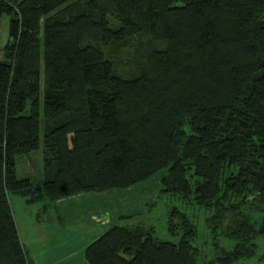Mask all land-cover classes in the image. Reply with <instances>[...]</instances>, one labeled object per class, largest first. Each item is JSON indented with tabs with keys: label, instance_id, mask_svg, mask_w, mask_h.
<instances>
[{
	"label": "trees",
	"instance_id": "trees-1",
	"mask_svg": "<svg viewBox=\"0 0 264 264\" xmlns=\"http://www.w3.org/2000/svg\"><path fill=\"white\" fill-rule=\"evenodd\" d=\"M4 15L0 264H32L9 195L36 189L16 165L37 151L41 211L161 172L157 197L210 212L206 227L232 245L214 243L219 252L206 260L192 217L173 205L166 228L177 242L120 215L83 249L86 264H233L255 254L264 235V0H0V23Z\"/></svg>",
	"mask_w": 264,
	"mask_h": 264
},
{
	"label": "rangeland",
	"instance_id": "rangeland-1",
	"mask_svg": "<svg viewBox=\"0 0 264 264\" xmlns=\"http://www.w3.org/2000/svg\"><path fill=\"white\" fill-rule=\"evenodd\" d=\"M8 23V16L4 15L0 23V53L8 40ZM42 171V156L40 151L19 159L16 165L17 176L19 178L30 177L34 181L36 189L27 197L9 195L17 225L23 230L22 232L25 239L29 240V238H32L30 236L31 233H33L34 228H43V236L41 240L39 237L37 238L34 236L33 238L36 239L32 238V242L29 243V245L27 243L28 248H32L29 253L31 260H33V256L35 255L33 253V248L42 246L46 249L51 246L50 241L53 240L54 242L55 239L63 236L73 237L72 235L74 234L68 233L67 230H65L66 226L62 225L63 222L60 220L59 214L56 213L54 206H50L48 212H45L44 210L41 211V208L46 202L40 191L43 181ZM161 174V172H157L147 181L134 185L128 189L111 191L106 197L110 203H115L111 213L116 216V219L120 215L129 214L131 217L128 224L143 221L147 225L154 226L156 231L155 234L158 238L177 242L178 238L172 237L166 228L167 208L168 206L175 205L192 217V220L198 227V236L197 239L193 241V244L202 251V255L206 257V260L214 258L219 252V250L215 249L214 243H216L219 248L231 247V242L225 236L219 235L218 233L214 236V234H212L206 227V217L210 215V212H198L195 207L184 204L177 197H169L164 194H162L160 198L157 197L161 190L159 181ZM67 203V201L63 202L65 205H67ZM85 204L88 205L86 201ZM83 206L84 205L82 204V208ZM39 217L40 219H38ZM67 229L82 231L84 230V227L78 225L74 227L67 226ZM255 241L258 245L255 254L248 258L238 259L233 262V264H264V260L261 259V256L264 254V235H258ZM67 255L70 257L72 253H67ZM54 257L55 256H52L53 259ZM38 261V258L34 259L35 263L40 264V261ZM61 264L83 263L80 255L74 254L73 259L68 261L67 259H65V261L62 260Z\"/></svg>",
	"mask_w": 264,
	"mask_h": 264
},
{
	"label": "crops",
	"instance_id": "crops-1",
	"mask_svg": "<svg viewBox=\"0 0 264 264\" xmlns=\"http://www.w3.org/2000/svg\"><path fill=\"white\" fill-rule=\"evenodd\" d=\"M161 187L162 186L160 184V188ZM110 192L81 193L58 200L55 204L60 216V220L63 222L62 225L66 226L65 230H67L68 233H74L72 235L73 237L63 236L61 238L55 239L54 242L52 240L50 241L51 246L47 247L46 249L42 246L33 248V253L35 254L32 260L33 264H37L34 262V259L37 258L40 261V264H61L62 260L65 261V259H67L68 261L73 259L74 254H79L82 263L85 264L82 257L83 249L91 241L96 239L102 232H104L109 226L119 223V216L116 219V216L111 213L115 203H110L106 197ZM65 201L68 202L67 205L63 204ZM85 201L88 203V205L85 204ZM82 204L84 205L83 208ZM76 225L84 227V230L77 231L75 229H67V226L74 227ZM17 228L22 242L30 253L32 248H28V245L32 242L31 239L36 236L41 240L43 236V228H34L33 233H31L30 236L32 238H29V240L25 239L22 232L23 230L19 225H17ZM70 252L72 255L68 257L67 253ZM52 256H55L54 259Z\"/></svg>",
	"mask_w": 264,
	"mask_h": 264
}]
</instances>
